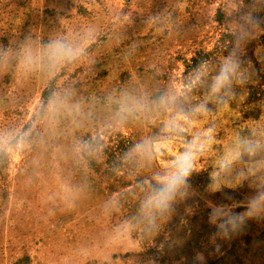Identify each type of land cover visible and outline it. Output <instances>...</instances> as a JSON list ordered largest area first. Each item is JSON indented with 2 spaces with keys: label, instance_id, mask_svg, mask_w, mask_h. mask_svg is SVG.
I'll use <instances>...</instances> for the list:
<instances>
[{
  "label": "rangeland",
  "instance_id": "1",
  "mask_svg": "<svg viewBox=\"0 0 264 264\" xmlns=\"http://www.w3.org/2000/svg\"><path fill=\"white\" fill-rule=\"evenodd\" d=\"M0 264H264V0H0Z\"/></svg>",
  "mask_w": 264,
  "mask_h": 264
},
{
  "label": "clouds",
  "instance_id": "2",
  "mask_svg": "<svg viewBox=\"0 0 264 264\" xmlns=\"http://www.w3.org/2000/svg\"><path fill=\"white\" fill-rule=\"evenodd\" d=\"M235 68L236 65L231 64L230 62H226L224 66V70L221 73V77L218 78V83L214 91H219V87L221 86L220 81H223L225 83L228 82L229 73L234 72ZM161 103H166V102L162 100ZM177 126L178 125L176 124L175 120L170 121V127H172L173 130H175ZM191 162H192L191 152L184 153L182 156L181 163L180 165H178V170L167 177V182L165 184V187L162 190H160L158 194L154 197L157 207L166 206L167 201L171 198L174 191L183 184L187 174L191 171L190 168Z\"/></svg>",
  "mask_w": 264,
  "mask_h": 264
}]
</instances>
